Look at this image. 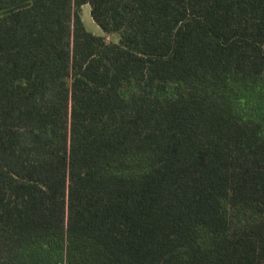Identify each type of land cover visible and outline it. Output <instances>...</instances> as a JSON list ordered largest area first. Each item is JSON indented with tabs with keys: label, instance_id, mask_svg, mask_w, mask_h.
Wrapping results in <instances>:
<instances>
[{
	"label": "trees",
	"instance_id": "16d2710c",
	"mask_svg": "<svg viewBox=\"0 0 264 264\" xmlns=\"http://www.w3.org/2000/svg\"><path fill=\"white\" fill-rule=\"evenodd\" d=\"M0 264H264V0H0Z\"/></svg>",
	"mask_w": 264,
	"mask_h": 264
},
{
	"label": "rangeland",
	"instance_id": "374dc122",
	"mask_svg": "<svg viewBox=\"0 0 264 264\" xmlns=\"http://www.w3.org/2000/svg\"><path fill=\"white\" fill-rule=\"evenodd\" d=\"M82 19L88 31L94 35L104 37L107 43H117L119 41L117 34L104 33V31L93 21L91 16V6L88 4L82 7Z\"/></svg>",
	"mask_w": 264,
	"mask_h": 264
}]
</instances>
